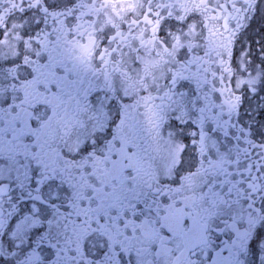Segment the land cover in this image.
Listing matches in <instances>:
<instances>
[{"label": "snow or ice", "instance_id": "6c2138e0", "mask_svg": "<svg viewBox=\"0 0 264 264\" xmlns=\"http://www.w3.org/2000/svg\"><path fill=\"white\" fill-rule=\"evenodd\" d=\"M0 264H264V0H0Z\"/></svg>", "mask_w": 264, "mask_h": 264}]
</instances>
